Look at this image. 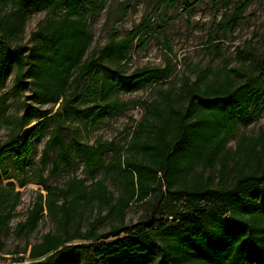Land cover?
<instances>
[{"label": "trees", "instance_id": "trees-1", "mask_svg": "<svg viewBox=\"0 0 264 264\" xmlns=\"http://www.w3.org/2000/svg\"><path fill=\"white\" fill-rule=\"evenodd\" d=\"M250 1L241 2L233 28ZM85 2L0 0V81L13 69L16 91L29 79L33 97L42 104L66 101L86 82L85 95L94 101L91 116L121 113L130 105H142L145 112L128 155L106 165L102 179L88 184L73 176L61 188L41 180L47 194H39L17 232L35 229L45 210L57 228L33 244L28 261L19 264H49L67 248L84 250L92 264H264V126L255 136H237L239 124L248 125L249 115L256 116L264 106V58L242 62L224 78L185 75L180 88L160 89L150 103L112 99L120 84L153 83L164 70L144 66L103 77L106 62L127 63L144 24L89 54V23L79 15ZM33 10L47 15L24 43ZM49 115L27 110L17 120L0 145L1 180L14 178L6 166L8 155L24 172ZM55 138L52 134L46 142L43 163ZM234 139L232 149L228 144ZM82 149L86 167L95 175L101 167L97 154ZM106 180L117 186V197ZM18 182L24 187L27 178ZM21 195L12 182L0 187V234ZM134 203L146 204V213L129 225L126 217ZM94 210L97 215L85 226L87 212ZM107 219L109 228L101 230Z\"/></svg>", "mask_w": 264, "mask_h": 264}, {"label": "rangeland", "instance_id": "rangeland-1", "mask_svg": "<svg viewBox=\"0 0 264 264\" xmlns=\"http://www.w3.org/2000/svg\"><path fill=\"white\" fill-rule=\"evenodd\" d=\"M241 2L243 0H86L79 15L89 23L92 36L89 54L112 38L131 36L137 27L144 24L140 34L134 37L127 63L118 66L106 62L101 75L130 74L144 66L163 69L161 76L153 83L141 81L134 86L122 83L112 95V99L122 102L150 103L158 90L180 88L185 75H190L192 79L204 74H208L207 80L224 78L229 71L241 67L242 62L249 64L254 59L264 58V0H251L233 28L232 19ZM46 15L45 11H32L24 33V43L29 42L31 32ZM14 76L12 69L0 81V145L8 140L17 120L27 110L31 113L50 112L51 117L41 136L34 142L24 172H19L12 157L7 156L6 166L14 178H0V187L12 182L15 190L21 191L22 195L8 228L0 234V264L26 263L31 246L41 241L44 234L57 228L45 210L35 229L17 232L18 224L27 219L39 194H47L41 180H46L54 188H61L73 176L84 178L88 184L102 179L106 165L120 155H128L127 148L133 132L145 112L142 105H130L121 113H97L91 116L94 101L85 95L86 82L82 83L81 89L71 91L66 101L42 104L33 97L35 87L29 79L22 91H16ZM249 117L253 118L248 125L239 124L237 136H255L260 132L264 126V106L259 114H250ZM36 122L34 120L32 124ZM52 134L56 138L43 163V149ZM228 146L234 149L236 139L231 140ZM82 148L91 149L97 154L101 167L95 175L86 167ZM209 173L216 175L217 170ZM23 176L27 178V183L20 187L18 178ZM106 184L117 197V186L111 180H106ZM146 208V204L131 205L126 224H136L145 216ZM94 211L93 214L87 212L85 226L97 215V211ZM106 213L107 210L102 215ZM109 224L110 221L105 220L101 230H107ZM77 243L80 242L74 244ZM48 263L92 264V259L82 249L67 248Z\"/></svg>", "mask_w": 264, "mask_h": 264}]
</instances>
